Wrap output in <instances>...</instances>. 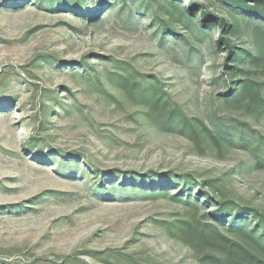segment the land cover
I'll use <instances>...</instances> for the list:
<instances>
[{"label": "rangeland", "instance_id": "rangeland-1", "mask_svg": "<svg viewBox=\"0 0 264 264\" xmlns=\"http://www.w3.org/2000/svg\"><path fill=\"white\" fill-rule=\"evenodd\" d=\"M257 27L224 0H0V264H207L169 233L186 220L264 243L238 214L264 211L239 146L264 154V117L224 103L226 62L264 80ZM157 90L219 143L154 125Z\"/></svg>", "mask_w": 264, "mask_h": 264}, {"label": "trees", "instance_id": "trees-1", "mask_svg": "<svg viewBox=\"0 0 264 264\" xmlns=\"http://www.w3.org/2000/svg\"><path fill=\"white\" fill-rule=\"evenodd\" d=\"M224 1L229 6L236 7L239 12L249 13L255 17V23L258 27L255 29L254 36L259 56L251 59L250 64L258 65V68H261V74L264 76V4L261 0H256L255 5L249 7L244 1L240 0ZM191 10H193V7ZM204 15H209V12L204 10ZM221 22L224 25L226 24L224 17L221 18ZM231 53L232 51H230V55ZM225 67V74L234 76L235 72L240 71L242 77L239 81L232 82L227 86L224 103L231 106H239L256 118L264 117V80L256 79L249 71L238 69L234 65H230V70H228L227 67L229 66L227 62L225 63ZM145 97L147 102H149L147 117L151 119L154 125H157L161 129L166 127L170 130L180 127L181 129H187L190 133V138L193 140H198L202 137L219 143V138L204 124L189 120L181 112H177L170 106L159 90L148 93ZM243 135L240 133L239 137L241 140L244 138ZM252 142V139L248 141L242 140L239 146L246 150H252L251 152H254L259 157L257 161L258 166L264 168V154H261L260 147L253 146ZM207 182L211 183V180ZM224 205L230 207V202H225ZM239 210L238 214H244V216L246 215L251 218L254 229H258L264 233V211L254 208L249 209L247 207H242ZM231 229L229 228L228 231ZM234 232L250 242V246L246 247L242 243L229 240L226 236L220 234L214 225L202 223L199 220H186L182 223H174L172 226H169V233L172 236L181 238L196 247L205 246L215 250L217 254L208 256L206 260L207 264H264V243H260L255 234L247 230L237 229Z\"/></svg>", "mask_w": 264, "mask_h": 264}]
</instances>
